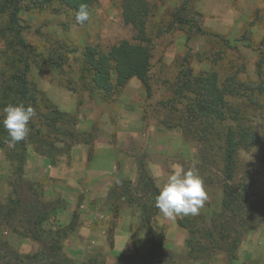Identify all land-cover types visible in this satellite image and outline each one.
<instances>
[{
  "label": "crops",
  "instance_id": "obj_1",
  "mask_svg": "<svg viewBox=\"0 0 264 264\" xmlns=\"http://www.w3.org/2000/svg\"><path fill=\"white\" fill-rule=\"evenodd\" d=\"M33 83L60 111L77 115V128L91 141L69 150L58 143L53 156L29 145L21 169L0 147V264H213L190 255L191 236L179 221L191 215L166 218L146 210L142 176L160 190L174 167L199 160L182 134L145 121L125 90L114 101L89 96L79 106L51 78ZM148 141L149 154L141 156L139 144ZM160 147L159 156L151 155ZM258 171L264 174L263 166ZM126 182L130 193L123 196ZM205 188L206 202L221 209L224 182ZM252 262L264 264V231L241 241L233 261Z\"/></svg>",
  "mask_w": 264,
  "mask_h": 264
},
{
  "label": "rangeland",
  "instance_id": "obj_2",
  "mask_svg": "<svg viewBox=\"0 0 264 264\" xmlns=\"http://www.w3.org/2000/svg\"><path fill=\"white\" fill-rule=\"evenodd\" d=\"M147 1L151 10L149 23L156 33L154 67L150 73L151 91L147 93L137 79L131 80L124 90L133 95V104L139 108L145 121L153 123L162 131L172 129L182 134L184 142L191 145L195 149L194 153L199 156L198 162L193 164L204 185L219 186L224 182V165L220 143L212 141L215 130H210V146L199 142L198 135L204 126L193 114H187V110H192V107L185 111L186 105H191L188 100L196 98V95L190 94L189 90H183L182 95L177 94L182 87L178 81L182 79L180 73L185 68H191L194 75L201 76L216 72L220 82L232 77L238 81L236 88H239L240 95L228 100L231 106L241 112L238 113L237 121L228 119L226 124H240L257 133L261 140L248 150L239 151L241 169H238L232 184L238 186L245 182L250 184L251 191L246 195L248 203L245 205L244 217L230 215V221L236 225L237 231L236 234L230 232L229 239L233 240L238 236L243 242L249 235L262 234L264 174L259 173L258 168H264V0ZM23 5L30 9H22L19 25L22 36L35 49L30 61V80L35 82L37 78L47 76L52 82L57 81L60 88L70 91L77 98L79 106L87 97L99 96L97 92L90 91L89 85L80 81L82 54L89 46L108 52L124 40L135 37L133 26L126 25L123 21L121 0H99L89 8L90 23L83 26L76 23L71 11L64 12L56 4L42 10L34 8L33 0H23ZM7 23L6 17L0 15V31L6 28ZM159 29L163 31L160 35L157 34ZM6 47V40L0 37L2 71L7 57L4 55ZM61 55L66 60L63 71L50 64L51 59L60 61ZM121 93L123 92L115 98ZM76 129L79 135L69 140L65 150L67 147V150L71 149L80 140L91 141L87 135H81L80 127ZM146 144L149 146V141L139 144L141 156L149 154ZM160 148L151 155L159 156L162 153L160 151H163V147ZM143 150H146L145 153ZM18 164L13 162V168ZM251 167L253 170L247 174L246 169ZM220 210L213 209L211 203L205 202L199 214L194 216L193 225L199 230L208 229L218 235L214 227L219 225L217 216ZM191 218L192 216L189 217ZM198 237L205 246L212 245L206 236V239L202 235ZM188 248L190 249L189 245ZM210 250L213 264H235L230 263L223 251L213 248Z\"/></svg>",
  "mask_w": 264,
  "mask_h": 264
},
{
  "label": "trees",
  "instance_id": "obj_3",
  "mask_svg": "<svg viewBox=\"0 0 264 264\" xmlns=\"http://www.w3.org/2000/svg\"><path fill=\"white\" fill-rule=\"evenodd\" d=\"M98 2L99 0H33V6L42 10L56 4L64 9V12L71 11L75 18V12L81 4H86L89 10ZM121 6L123 21L126 25L133 26L136 32L135 37L124 40L108 52L89 46L83 52L80 64V81L89 85L90 91L97 92L105 101H114L115 96L123 92L133 79H137L147 93L151 91L150 73L154 67L156 33L149 23L150 4L147 0H121ZM23 8L26 11L30 9L23 5V0H0V15H4L8 22L6 28L0 31V37L7 42L6 50H4V55L7 57L4 56L3 62L5 67L3 66V71L0 69V110L8 104L23 103L25 106L31 105L37 113L29 123L27 137L14 147L6 143L7 132L0 122V147L8 149L7 156L13 162L19 163V169L22 168L21 165L26 159L29 145H32L40 154L53 156L59 151L58 143L67 145L69 140L79 135L76 129L78 118L60 111L29 79L30 61L35 49L31 48L22 36L19 15ZM162 32L159 29L157 34L160 35ZM60 57V61L51 59L50 64L63 71L66 60L63 55ZM180 74L182 79H179L178 83L180 82L182 87L177 94L182 95L183 90H189L190 94L196 95V98L188 100L191 105L187 104L185 111L188 107H192L191 112L187 110V114H193L204 126L201 134L198 131L199 142L210 146L209 135L212 134L210 130H215L212 141H218L223 151L224 196L217 216L219 225L214 227L218 235L208 229L199 230L193 225L194 220L189 218L180 220L179 224L189 231L191 238L188 245L191 250L190 255L194 259L211 260L210 249L213 248L226 253L230 263H233L241 239L238 236L233 240L229 239V233L236 234L237 231L236 225L230 221V215L244 217L248 203L246 195L250 184L243 182L236 186L232 184V181L236 178L239 166V151L248 150L261 138L257 133L249 131L240 124L236 126L226 124L228 119L237 121L238 113L241 112L231 106L228 100L230 97L240 95L239 88H236L238 81L233 77L220 82L216 72L206 73L205 76L194 75L191 68H185ZM220 127L221 129H218ZM90 136L93 135L90 134ZM141 180L144 198H146L144 201L147 203L146 210L150 208L152 213H155L158 210L155 207V198L160 190L151 177L144 175ZM125 185L127 187L123 186V192L120 195H129L130 183L126 182ZM145 222L150 224V217L146 218ZM200 235L204 239L206 236L212 245L205 246L203 240L198 237Z\"/></svg>",
  "mask_w": 264,
  "mask_h": 264
},
{
  "label": "clouds",
  "instance_id": "obj_4",
  "mask_svg": "<svg viewBox=\"0 0 264 264\" xmlns=\"http://www.w3.org/2000/svg\"><path fill=\"white\" fill-rule=\"evenodd\" d=\"M77 24L83 26L91 21L86 4H81L75 12ZM37 115L35 109L23 103L8 104L0 110L2 124L7 132V140L14 147L23 141L29 133V123ZM208 199L204 181L195 164L187 170L174 167L155 198V207L166 218L195 216L204 207Z\"/></svg>",
  "mask_w": 264,
  "mask_h": 264
}]
</instances>
